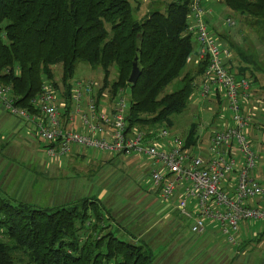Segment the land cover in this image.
<instances>
[{
    "label": "trees",
    "instance_id": "16d2710c",
    "mask_svg": "<svg viewBox=\"0 0 264 264\" xmlns=\"http://www.w3.org/2000/svg\"><path fill=\"white\" fill-rule=\"evenodd\" d=\"M142 1L0 0V83L12 88L15 105L32 111L31 100L45 81H54L57 66L69 95L77 67L85 63L103 74L100 97L107 88L112 97L130 88V130L138 128L149 139L161 128L170 130L172 117L191 104L207 59L187 71L196 40L187 30L192 0H163L164 10L139 18ZM219 1L264 26V0ZM136 56L142 73L131 85ZM242 61L237 77L248 78L252 87L258 66L244 56ZM177 79L182 86L164 93ZM197 131L194 122L182 138L187 149L197 145ZM113 221L96 198L38 208L0 194V264H157L151 244Z\"/></svg>",
    "mask_w": 264,
    "mask_h": 264
},
{
    "label": "built area",
    "instance_id": "2783aa9c",
    "mask_svg": "<svg viewBox=\"0 0 264 264\" xmlns=\"http://www.w3.org/2000/svg\"><path fill=\"white\" fill-rule=\"evenodd\" d=\"M207 15L202 0H192L187 30L200 45V60L207 59L200 95L209 97L214 86L222 89L233 123L212 136L210 159L194 154L193 148L187 149L184 140L167 128L159 129L153 139L138 128L130 130V101L121 96L122 91L116 97L103 91L100 97L102 86L94 80L72 82L69 95L53 82L45 81L31 100L32 111L16 106L12 88L0 83V103L12 115L35 124L51 158L68 156L74 147L148 157L152 162L151 182L161 196L168 200L182 191L178 209L184 218L194 219L192 233L204 234L205 219H209L219 225L230 243L236 244L242 223L264 221V204H252L264 198V186L252 176L257 154L247 135L252 117L243 109V101L251 95V82L237 77L226 64L231 52L213 37ZM228 24L235 25L230 19ZM77 119L84 133L75 128ZM160 139L167 142L159 147ZM237 165L240 167L231 193L222 187V182Z\"/></svg>",
    "mask_w": 264,
    "mask_h": 264
},
{
    "label": "rangeland",
    "instance_id": "374dc122",
    "mask_svg": "<svg viewBox=\"0 0 264 264\" xmlns=\"http://www.w3.org/2000/svg\"><path fill=\"white\" fill-rule=\"evenodd\" d=\"M202 4L205 10L207 9L214 12V16H216L219 22L222 23V30H226L225 32H222L224 37L223 40L224 43L228 44L232 49L234 55V58L230 63L233 68L231 69V71L236 75L238 74L237 68L243 65V56L247 60H252L253 63H256L258 66V69H254V67L251 66V68L254 69V74L258 79L256 83L257 87H261L264 89V26L256 24L251 18L239 17V15L235 14L223 2L216 0H202ZM133 5L136 6L135 3H133ZM165 6L166 4L163 0H143L141 8L137 12V16L139 18H142L147 13H149L150 10H164ZM228 19L234 22L235 25L231 27L228 24ZM213 37L218 40L219 34L214 33ZM54 75L55 78L52 82L56 83L57 87L62 91H66L61 80V66H57L54 68ZM247 76H249V78L253 80L250 73H248ZM116 77L117 72L113 71L111 80H115ZM102 79L103 74L100 70H94L89 65L80 63L77 67L72 82L94 80L99 82L100 85L103 86ZM181 86V81L177 79L164 90V93H169L180 88ZM104 93L112 96V93L108 88L104 90ZM121 96L130 101V88H126L125 90H123ZM227 112L225 113V116L229 118L230 112L229 114ZM172 118L174 121V126L170 129V131L175 135L180 136L181 138H185L193 122H198V118L196 119L194 117L193 105L191 104L183 114L174 115ZM21 121L23 123L22 128L16 130L15 132H12L11 134L10 131H6L3 134L8 138V141L10 140L14 143L20 142V144L22 143L23 145L28 147L26 148L22 146L20 148L19 146L20 150L18 149L20 152L19 154L25 155L26 158H21L20 155V157L18 156L16 159L6 158V162L10 164L9 168L13 165L20 168L19 177L22 176L23 180L16 178V181L19 184H21L23 187L26 185V175L31 184L34 185L33 196H35V198L31 201V203L36 207L52 208L56 206H66L69 204L73 205L78 200L75 199L72 202L64 205H61V203L52 205L50 202L51 192L49 191V188L51 190L52 188L59 187L61 185L65 186L66 184L75 186L76 193L81 194L82 198L91 196L93 194L97 196L100 190L114 189L116 190L118 195L120 193H123L119 195V197L122 198L125 197V195H128L127 189L131 187L140 186L144 190L150 188V184H152L150 178V169L152 168V162L148 157L115 156L112 162H105V159L110 157L106 153H102L94 149L74 147L72 153L68 156L51 158L46 154L45 143L39 139L38 135L35 132V124L25 119H21ZM74 126H77L76 129L78 131L82 133L85 132L84 128H82L81 131V126L78 119ZM262 136L263 134L261 133L258 139H252L254 141L253 148L257 154L256 167L252 172V176L255 180H257L264 186V137ZM166 142V139H160L158 140L157 145L160 147L162 143ZM193 150L194 149H192V151ZM2 181L3 176L0 178V194L8 198H13V183L7 186L3 185L6 188L5 190V188L2 186ZM116 192H114L113 195H115ZM131 195H128L127 197L129 198V196ZM115 197L116 196H110L105 200V202L109 204L108 206L110 208L130 209V206L125 207L123 205H120V201L118 200L119 198L115 199ZM16 200H22V198ZM130 200H132L131 197ZM180 216L183 221L182 224L184 225V229L180 232L181 239L178 237L177 240H179L182 245L177 243V240H175V242L172 243L169 248V250L171 251L170 254L164 256V259L162 258V260H159L158 264H193V261L196 260V257L193 254V245H197V242H201L204 239H206V241L207 239H209L210 241L209 245L206 248L207 251H211V249H213L217 244H227L226 237L221 234L222 232L219 227L215 228L214 230L207 228V234L205 236L196 235L192 233L190 229V226L194 222V219L192 220L182 218L181 213ZM138 232L140 233L141 231ZM153 232L154 231H152L150 235H152ZM138 238H140V236H138ZM154 239L157 244L158 242H162L163 236L157 235V237ZM168 241L170 240L168 239ZM151 248L158 256V254L162 250L164 251L165 245L161 243V245L158 244L157 246L152 245ZM243 250H245V253H242L238 258L241 262L236 259L234 260L235 264H264V240H262L261 242H254L251 245H247ZM216 254L217 252L209 253L203 258H200V260H198L195 264H228V262L222 261L223 259H225V257L220 256V259H218L217 257H215Z\"/></svg>",
    "mask_w": 264,
    "mask_h": 264
},
{
    "label": "crops",
    "instance_id": "0c3cea01",
    "mask_svg": "<svg viewBox=\"0 0 264 264\" xmlns=\"http://www.w3.org/2000/svg\"><path fill=\"white\" fill-rule=\"evenodd\" d=\"M207 12H208L207 20L212 35H214V33L219 34V39L217 41L219 42L221 47L227 48L231 52V57L226 60V64H228L230 68L233 69L230 64L234 58L233 51L228 44L224 43L223 40L224 37L222 32L223 31L225 32L226 30H222V23L219 22L216 16H214L213 11L207 10ZM194 43H195L194 52L187 66V71L190 72H195L197 66L201 62L200 45L196 40ZM202 81H203V76L199 77L197 80L198 87L195 93L193 94V99L191 102V105H193L194 117L196 119L198 118V122H195L198 124V131H197L198 142L197 145L193 147L194 149L193 153L196 155H201L205 159H210L212 155L210 154L208 149L210 146L212 136L216 131H220L229 126H232L233 123H232V114L228 110L227 102L223 90L217 86H214L209 97L204 98L200 95V86ZM256 83L252 84L251 95L249 99L243 101L244 111L252 117V122L247 129V135L250 141L252 142V144L254 143L252 139L253 138L258 139L261 133L263 134L262 137H264V95L260 94V88L257 87ZM226 112L228 114L230 112L229 118L225 116ZM21 119L22 118L18 116L12 115L0 103V178L3 176L2 186L3 185L7 186L13 183L12 184V193H14L13 198L15 199L22 198V201L31 203V201L35 198V196H33L34 185L31 184L30 180L27 178L26 175H25V180L27 181L26 185L23 187L21 184H19L16 181V178L23 180L22 176L19 177L20 168H18L15 165L9 168L10 164L6 162V158L16 159L18 156L20 157V155L21 158L25 157V155L19 154L20 153L19 146L20 148L22 146L26 148L28 147L23 145L22 143L20 144V142L14 143L11 142L10 140L8 141V138L5 137L3 134L6 131H10L11 134L12 132H15L16 130L22 128L23 123ZM75 128H77V126ZM81 131H82V127H81ZM108 155L110 157L105 159V162H112L115 156L118 157L124 156V155H113V154H108ZM140 156H144V155H140ZM236 158L239 161L240 155L237 154ZM239 167L240 165H237L236 170L232 174H230L226 180L222 182V187L228 192L232 193L234 190L237 181ZM3 187L5 188V186ZM75 189H76L75 186L71 184H66L65 186L61 185L59 187L52 188L51 190L49 188V191L51 192V201H50L51 204L56 205L58 203H61V205H64L72 202L75 199L80 200L86 198V197L82 198L81 194H77ZM127 190H128L127 192L128 195H131L132 193V195L129 196V198L127 197L128 195H125L126 198L125 197L120 198L119 195L123 193H120L118 195L115 189L100 190L97 196L93 194L94 196L91 195L92 197L91 196L88 197L96 198L100 200L104 205H106L109 208V211L111 212L112 215V220H114L113 223H119L121 226L127 229L136 230V232L141 231L140 233L138 232V234L140 236V239H142L146 244L157 246L158 244L161 245V243H163L165 245V249L164 251L162 250L163 252L161 251L157 256V264H158L159 260H162L164 256L170 254L171 252L169 250L170 246L172 245V243L175 242V240H177L178 237L180 238V232L181 230L184 229L183 228L184 225L182 224L183 221L181 219L178 209V204L180 202L182 191L178 190L171 199L166 200L161 196L160 192H158V190H156L153 187L152 184H150V188L147 190H144L140 186H134ZM114 192H116L115 195H113ZM110 196L112 197L116 196L115 199L119 198L118 200L120 201V205H123L125 207L130 206V209L110 208L108 206L109 204L105 202L106 198ZM130 197L132 198V200H130ZM258 203L264 204V198L252 204L257 205ZM193 205L194 203H191L190 206L191 209L193 208ZM182 218L184 217L182 216ZM205 224H206V231L204 234H202L204 236L207 234V228L214 230L215 228L219 227L217 223L212 222L209 219H205ZM152 231L154 232L152 233V235H150ZM263 233H264V221H249L242 223L240 231L238 233V239L236 244L230 243L227 237L223 233L221 234L226 237L227 244L225 243L217 244L216 246H214L213 249H211V251L206 250L210 242L209 239H207V241L206 239H204L201 242H197V245L196 244L193 245V254L196 257L195 258L196 260L193 261V264H195L198 260H200V258H203L205 255L213 252L214 253L217 252L215 257H217L218 259H220V256L225 257V259H223L222 261L228 262V264H232V263L235 264L234 260L236 259L239 262H241L238 258L239 256H241L242 253H245V250H243L244 247L247 245H251L254 242L256 243L264 240ZM157 235L163 236V240L162 242H158L156 244L154 238H156ZM168 239L170 241H168ZM176 242L182 245L179 240H177Z\"/></svg>",
    "mask_w": 264,
    "mask_h": 264
},
{
    "label": "water",
    "instance_id": "95a60500",
    "mask_svg": "<svg viewBox=\"0 0 264 264\" xmlns=\"http://www.w3.org/2000/svg\"><path fill=\"white\" fill-rule=\"evenodd\" d=\"M142 70L139 63V57L136 56L133 65L132 70L128 78V83L131 85H135L138 82L139 77L141 76Z\"/></svg>",
    "mask_w": 264,
    "mask_h": 264
}]
</instances>
